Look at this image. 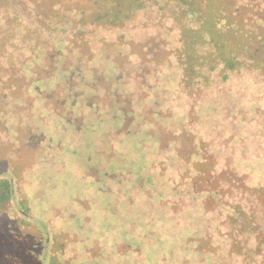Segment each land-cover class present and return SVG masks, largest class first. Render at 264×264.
<instances>
[{
    "label": "rangeland",
    "instance_id": "obj_1",
    "mask_svg": "<svg viewBox=\"0 0 264 264\" xmlns=\"http://www.w3.org/2000/svg\"><path fill=\"white\" fill-rule=\"evenodd\" d=\"M19 1L0 0V82L12 89L9 93L16 91L17 99L9 101L6 116L0 114V193L11 195L7 207H0V264H180L183 260L175 256L180 244L169 240L174 219L156 202L158 169L153 165L163 159L179 165L174 155L160 153L164 145L149 136L154 132L148 121L160 118L151 117L150 108L135 99L139 115L122 125L114 119L120 106L99 101L105 97L113 103V91L95 76L112 74L117 55H128L136 43L141 49L147 40L134 42L135 34L120 39L121 29L104 34L106 22L76 26L60 15L50 19L57 28L67 27L56 31L57 44L47 45L53 40L48 35L41 48H22V39L38 24L32 0ZM25 2L28 7L19 8ZM82 29L90 32L82 41L70 38ZM12 30L22 36L16 49L9 41ZM149 42L151 54L159 51L161 39ZM79 50L91 56H80ZM100 57L103 63L96 64ZM127 64L118 72L125 79L134 77L135 66ZM139 86L136 80L126 89ZM125 87L118 92L125 95ZM236 98L221 96L219 113H232ZM77 118L79 125L69 120ZM158 127L166 129L164 123ZM31 137L38 139L31 143ZM185 249L180 245L179 251Z\"/></svg>",
    "mask_w": 264,
    "mask_h": 264
},
{
    "label": "trees",
    "instance_id": "obj_2",
    "mask_svg": "<svg viewBox=\"0 0 264 264\" xmlns=\"http://www.w3.org/2000/svg\"><path fill=\"white\" fill-rule=\"evenodd\" d=\"M30 5L37 11L38 26L30 28L22 48L34 44L39 49L48 35L53 40L47 45L57 44L56 31L67 27L57 28L50 19L60 15L76 26L106 22L104 34L121 29L120 39L135 34L134 42L147 40L143 48L136 43L128 55H117L112 74L95 76L113 91L114 104L105 97L99 101L120 106L114 119L122 125L139 115L135 99L150 108L151 117L160 118L148 121L154 132L149 136L164 145L160 153L174 155L179 164L167 165L163 159L153 165L158 169L157 208L174 219L169 240L186 248L175 247L176 258L183 260L180 264H264V0H32ZM27 7L26 2L19 6ZM87 30L70 38L82 41L90 34ZM21 37L11 31L15 49ZM156 38L162 43L151 54L149 41ZM98 63H103L101 57ZM126 63L135 66L134 77L118 73ZM136 80L140 89L128 92ZM125 84L123 95L117 88ZM9 89L5 85L6 93L0 95V114L5 116L4 109L17 101L16 91ZM226 93L237 98L233 112L222 115L217 102ZM31 106L36 109L35 102ZM78 119L69 120L79 125ZM163 123L166 129L158 127ZM10 200L9 192L0 193V207Z\"/></svg>",
    "mask_w": 264,
    "mask_h": 264
}]
</instances>
